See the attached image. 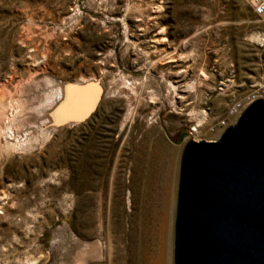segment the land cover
Here are the masks:
<instances>
[{
    "label": "rangeland",
    "instance_id": "374dc122",
    "mask_svg": "<svg viewBox=\"0 0 264 264\" xmlns=\"http://www.w3.org/2000/svg\"><path fill=\"white\" fill-rule=\"evenodd\" d=\"M261 30L248 0H0V264L88 246L84 264H133L141 243L156 258L161 224L172 264L182 148L264 98ZM79 82L99 99L61 124Z\"/></svg>",
    "mask_w": 264,
    "mask_h": 264
},
{
    "label": "water",
    "instance_id": "95a60500",
    "mask_svg": "<svg viewBox=\"0 0 264 264\" xmlns=\"http://www.w3.org/2000/svg\"><path fill=\"white\" fill-rule=\"evenodd\" d=\"M62 90L53 116L61 124L83 121L99 99L91 82ZM182 149L172 264H264V100L249 104L214 141L189 139Z\"/></svg>",
    "mask_w": 264,
    "mask_h": 264
},
{
    "label": "bare ground",
    "instance_id": "6f19581e",
    "mask_svg": "<svg viewBox=\"0 0 264 264\" xmlns=\"http://www.w3.org/2000/svg\"><path fill=\"white\" fill-rule=\"evenodd\" d=\"M256 38H257V35H256ZM258 40V39H257ZM69 96H70V94H69ZM1 101V100H0ZM80 106H81V104L80 105H76L75 107H73L74 109H75V112L77 111H79V109H80ZM192 131H196V128H192ZM188 138H190V136L188 135L187 136V138L186 139H188ZM165 201V200H164ZM164 203V202H163ZM168 206V205H167ZM162 207H163V205H162ZM164 209V208H163ZM168 211V210H167ZM145 213V212H144ZM161 215V214H160ZM159 215V216H160ZM152 219V218H151ZM159 219V218H158ZM161 219V218H160ZM145 220V219H144ZM148 220V219H147ZM162 220V219H161ZM161 220H158V221H161ZM143 222V221H142ZM141 222V223H142ZM149 222H152L151 220L149 221ZM163 222V221H162ZM159 223V222H158ZM141 225V224H140ZM148 225V224H147ZM152 225V224H151ZM139 226V225H138ZM157 226H159V225H157ZM143 227H145V226H143L142 225V228ZM141 228V227H140ZM150 228V227H149ZM155 228H156V224H155ZM132 229V228H131ZM140 230V229H139ZM146 230V229H145ZM151 230H153V228L151 229ZM157 230H159V234H158V241H157V246H155V248L157 247V251L158 252H156V253H158V254H155V255H157L156 256V258H154V256L153 257H151V256H148V245H146V244H142L141 243V246H138L137 248H136V250H135V259H134V263L133 264H166L167 262H165V252H164V227H163V224H161L160 226H159V229H157ZM170 230V229H169ZM138 231V230H137ZM156 231V230H155ZM171 231H173V230H171ZM129 232V231H128ZM146 232V231H145ZM150 232H152V231H150ZM133 233V232H132ZM137 233V232H136ZM139 233V232H138ZM153 233V232H152ZM129 234V233H128ZM156 234V233H155ZM172 234V233H171ZM133 235V234H132ZM141 235V234H140ZM144 235H146V234H144ZM151 235V234H150ZM170 235V234H169ZM129 236V235H128ZM137 236V235H136ZM139 236V235H138ZM138 236H137V238H138ZM147 237V236H146ZM154 237V236H153ZM170 237V236H169ZM131 238H133V237H130V239ZM148 238V237H147ZM136 239V238H135ZM134 239V240H135ZM150 239H151V237H150ZM149 239V240H150ZM152 240V239H151ZM136 241V240H135ZM138 241V240H137ZM142 241H144V240H142ZM145 241H146V239H145ZM152 242V241H151ZM171 242V241H170ZM109 243H110V241H109ZM135 243V242H134ZM143 243H145V242H143ZM147 243V242H146ZM150 243V242H149ZM156 243V242H155ZM166 244V243H165ZM170 244V243H169ZM152 245V244H151ZM110 246L111 245H109L108 244V246H107V256H108V259L110 258V250H112V249H110ZM131 247V246H130ZM134 247V246H133ZM150 247H152V246H150ZM132 248V247H131ZM168 248V247H167ZM152 249V248H151ZM126 250H128V249H126ZM132 250V249H131ZM130 250V251H131ZM134 250V249H133ZM132 250V251H133ZM155 250V249H154ZM152 251V250H151ZM166 251V250H165ZM112 252V251H111ZM96 253H97V251H96V249H94L93 247H91V246H88L83 252H80V254L76 257V259H75V263L76 264H84V262L86 261V259H88V258H92V257H95L96 256ZM127 254V253H126ZM134 257V256H133ZM112 258V257H111ZM131 258H132V256H131ZM169 259H168V263L167 264H170L169 262H170V257H168ZM129 260V259H128ZM87 262V261H86ZM109 262H110V260H109ZM131 263V262H130ZM129 263V264H130ZM86 264V263H85ZM110 264V263H109Z\"/></svg>",
    "mask_w": 264,
    "mask_h": 264
},
{
    "label": "built area",
    "instance_id": "2783aa9c",
    "mask_svg": "<svg viewBox=\"0 0 264 264\" xmlns=\"http://www.w3.org/2000/svg\"><path fill=\"white\" fill-rule=\"evenodd\" d=\"M248 1L252 6V10H253L254 15L256 17H258V19L261 21L262 24H264V0H248ZM257 39L259 42H261L260 43L261 46H263L264 45V30H261V32H258ZM257 99L264 100V98H261V97L260 98L253 97L250 100H248L246 103L237 102V101L232 102L230 104V106L228 107V109H226L227 110V116L233 120L232 121L233 123H235V120L241 114V112L249 104H251L252 102H254ZM233 123H231V124H233ZM221 125H222L221 129L218 131L217 136H219L225 130V128H227L229 126V125H225L224 123H222ZM191 131L189 132V134H191ZM214 140H212V141H214Z\"/></svg>",
    "mask_w": 264,
    "mask_h": 264
}]
</instances>
